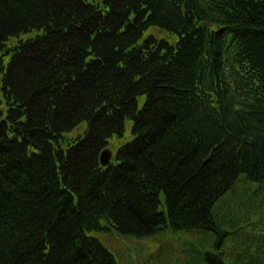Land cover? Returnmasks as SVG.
<instances>
[{"label": "trees", "instance_id": "obj_1", "mask_svg": "<svg viewBox=\"0 0 264 264\" xmlns=\"http://www.w3.org/2000/svg\"><path fill=\"white\" fill-rule=\"evenodd\" d=\"M154 28L171 39L143 40ZM252 183L264 0H0V264H118L91 236L111 228L203 234L199 264H264Z\"/></svg>", "mask_w": 264, "mask_h": 264}, {"label": "rangeland", "instance_id": "obj_2", "mask_svg": "<svg viewBox=\"0 0 264 264\" xmlns=\"http://www.w3.org/2000/svg\"><path fill=\"white\" fill-rule=\"evenodd\" d=\"M154 34L165 39H171L168 33L154 28L144 35L143 40ZM143 103L144 100L142 99L140 106H143ZM132 127V122L128 121L125 139L115 143L118 147H122L133 140ZM115 159L116 153L114 151V163H117ZM252 184L254 186L251 185L250 189L255 196V207L261 205L263 209L254 210V213L249 216L247 221L251 231L255 228L264 229V186L258 183ZM225 221L230 222L227 217ZM243 222L246 223L245 220L241 222L237 220L236 224L241 225ZM103 225L105 226V223ZM91 236L102 242L104 247L115 257L118 264H199L201 261L197 254L198 251L210 249L209 241L212 240H208L203 234H173L169 231L161 232L152 237H136L123 235L114 229L93 232ZM226 238L231 239V236L228 235ZM221 239L222 237H220ZM242 242H246V239L244 238ZM220 244L219 241L218 252L221 253L224 250L227 252L223 245L220 247ZM236 247L232 248L236 249ZM254 247L253 244L251 247L253 253L264 255L263 245L258 248ZM213 252L216 253L217 250L211 253Z\"/></svg>", "mask_w": 264, "mask_h": 264}, {"label": "water", "instance_id": "obj_3", "mask_svg": "<svg viewBox=\"0 0 264 264\" xmlns=\"http://www.w3.org/2000/svg\"><path fill=\"white\" fill-rule=\"evenodd\" d=\"M112 159V153L110 151H105L101 156V164L104 167H108Z\"/></svg>", "mask_w": 264, "mask_h": 264}]
</instances>
